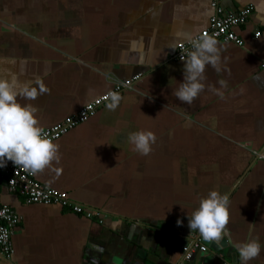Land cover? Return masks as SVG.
Masks as SVG:
<instances>
[{
	"label": "crops",
	"instance_id": "0c3cea01",
	"mask_svg": "<svg viewBox=\"0 0 264 264\" xmlns=\"http://www.w3.org/2000/svg\"><path fill=\"white\" fill-rule=\"evenodd\" d=\"M212 1L0 0V77L43 80L46 93L18 97L43 129L141 77L115 109L104 103L55 140L60 160L35 174L91 217L0 187V205L21 217L0 264H179L199 235L188 217L210 190L228 196V235L186 264H240L234 244L250 235L262 250L248 264H264V15L255 0H219L226 12L253 5L235 28L243 45L217 41L222 71L206 66L193 104L171 94L183 79L177 44L208 27ZM221 79L223 98L207 87ZM142 129L157 138L147 156L127 142Z\"/></svg>",
	"mask_w": 264,
	"mask_h": 264
},
{
	"label": "clouds",
	"instance_id": "9594fccd",
	"mask_svg": "<svg viewBox=\"0 0 264 264\" xmlns=\"http://www.w3.org/2000/svg\"><path fill=\"white\" fill-rule=\"evenodd\" d=\"M254 6L257 14L264 15V0H255ZM191 48L186 57H180L183 61V79L171 93L177 100L188 105L193 104L205 90L206 66L217 73L222 71L220 50L213 36L202 34L193 38ZM217 84L219 87L208 85V90L223 98L226 81L221 79ZM47 91L48 88L40 77L22 86L18 85L15 77H0V168L11 161L15 166L37 174L60 160L59 146L45 134L36 115L37 108L18 99L23 97L25 100H34ZM119 102L120 96L111 93L107 107L115 109ZM156 139L153 131L144 129L130 132L127 136V142L142 156H147L152 151ZM55 170L57 173L60 171L59 168ZM228 205L226 194L210 190L200 198L198 206L188 217V227L198 231L205 240L219 243L228 235ZM234 247L240 264H248L262 250L259 238L251 235L235 243Z\"/></svg>",
	"mask_w": 264,
	"mask_h": 264
},
{
	"label": "built area",
	"instance_id": "2783aa9c",
	"mask_svg": "<svg viewBox=\"0 0 264 264\" xmlns=\"http://www.w3.org/2000/svg\"><path fill=\"white\" fill-rule=\"evenodd\" d=\"M214 14L210 19L207 28L199 32L194 38H198L202 34L213 36L217 41L233 42L240 46L243 40L236 34L235 28L246 23L254 7L252 4L243 7L237 12H226L220 5L219 0L212 1ZM260 32H257L259 36ZM192 41V40H191ZM191 41L179 42L177 44V58L186 57L187 53L192 50ZM141 79L140 75L125 80L117 81L112 90L106 92L99 98L87 103L79 112L67 117L65 120L43 129L45 134L53 142L69 132L77 124L88 120L93 116L97 109L108 102L111 93L121 96L126 89H131L135 82ZM6 186L11 193L22 196L28 203H45L59 204L62 207H69L76 213H83L88 217L92 216V211L87 210L85 206L76 204L66 192H60L53 188L43 185L35 179V174L15 166L9 161L5 167L0 168V187ZM21 222V217L7 205H0V257L10 258L14 253L12 236L14 231ZM210 247L200 234L192 240L189 246L184 247L182 259L179 264H186L195 257L197 253H206Z\"/></svg>",
	"mask_w": 264,
	"mask_h": 264
}]
</instances>
